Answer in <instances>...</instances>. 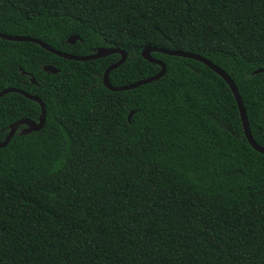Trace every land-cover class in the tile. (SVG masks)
<instances>
[{"label":"trees","instance_id":"1","mask_svg":"<svg viewBox=\"0 0 264 264\" xmlns=\"http://www.w3.org/2000/svg\"><path fill=\"white\" fill-rule=\"evenodd\" d=\"M0 32L76 56L118 47L114 87L160 71L145 47L199 55L234 82L264 148V0H0ZM151 57L161 78L112 92L118 54L0 39V92L46 109L0 148V264H264V155L232 92L198 61ZM39 115L0 97V141Z\"/></svg>","mask_w":264,"mask_h":264},{"label":"water","instance_id":"2","mask_svg":"<svg viewBox=\"0 0 264 264\" xmlns=\"http://www.w3.org/2000/svg\"><path fill=\"white\" fill-rule=\"evenodd\" d=\"M0 39L6 40V41H13V42L33 43V44L40 46L42 49H44V50H46V51H48V52H50V53H52L58 57H61V58L66 59V60H73V61H91V60H96V59L103 58V57H106V56H109L112 54H118V55H120V59L117 62L111 64L109 67H107V69L104 71L103 76H102L103 86L112 92H119V91L134 89V88H137L141 85L151 83V82L156 81L159 78H161L165 73V65L162 61L156 60V59L151 57V52H153V51L160 52V53L165 54V55L189 58V59H193L195 61H198V62L204 64L205 66H207L212 71H214L228 85L230 91L232 92V94L234 96V99H235V102L237 105V109H238L239 116L241 119L243 133H244L246 140L248 141V143L252 147V149H254L258 153H261L264 155V148L259 146L253 140V137L251 135V131L249 128V123L247 120L245 108L243 106L242 99L238 93V90H237L234 82L225 73V71H223L221 68L217 67L216 65L211 63L209 60H207V59H205L199 55H196L194 53H189V52L145 47L141 52L142 58L147 60L150 63L158 64L160 66V71L156 75L142 79V80L137 81L135 83L125 85V86H121V87H114L109 83V80H108L109 73L112 70L118 68L121 64H123L127 58V53L118 47H116V48H99L93 54L85 55V56H76V55H71V54H68L65 52L58 51V50L50 47L49 45H47L43 41L36 39V38H33V37L12 36V35H7V34L0 32ZM76 40H79L78 36H71L67 39V43L74 44ZM43 71L56 73L58 70L52 66H45V67H43ZM263 72H264V67L255 70L253 72V74H258V73H263ZM31 81L34 83L33 79H31ZM8 93H18V94L24 96L25 98H27L29 100L37 102L40 106V115H39L38 122L31 121L28 119H21V120L15 122L14 124L10 125L9 131H8V134L5 138V140L2 142L0 141V148H4L8 145V143L10 142V140L12 139L14 134L19 130L20 126H25V128L20 129L19 134H21V135L29 134L30 132L38 131L41 128H43V126L45 124V119H46V109H45V105L41 101V99H39L36 96L29 95V94L25 93L24 91L16 89V88H8V89L1 91L0 97H3L4 95H6Z\"/></svg>","mask_w":264,"mask_h":264}]
</instances>
